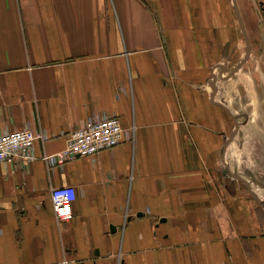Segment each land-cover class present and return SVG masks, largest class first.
<instances>
[{"label":"crops","instance_id":"crops-1","mask_svg":"<svg viewBox=\"0 0 264 264\" xmlns=\"http://www.w3.org/2000/svg\"><path fill=\"white\" fill-rule=\"evenodd\" d=\"M253 88L264 0H0V132L44 135L32 160L0 161V264H264ZM91 116L129 135L45 158ZM64 185L77 199L59 223L51 190Z\"/></svg>","mask_w":264,"mask_h":264},{"label":"built area","instance_id":"built-area-1","mask_svg":"<svg viewBox=\"0 0 264 264\" xmlns=\"http://www.w3.org/2000/svg\"><path fill=\"white\" fill-rule=\"evenodd\" d=\"M128 135V130L122 126L117 116H91L70 132L64 149L55 155H46L45 158L62 163L69 158L94 155L118 145ZM40 138H44V135L31 126L17 131L0 132V161L17 157L32 160L34 143ZM51 197L58 222L69 221L77 199L76 186L54 187Z\"/></svg>","mask_w":264,"mask_h":264},{"label":"rangeland","instance_id":"rangeland-1","mask_svg":"<svg viewBox=\"0 0 264 264\" xmlns=\"http://www.w3.org/2000/svg\"><path fill=\"white\" fill-rule=\"evenodd\" d=\"M259 78L261 79V77H259ZM246 79H247L246 73L245 72H243V73L240 72V73L236 74L235 78H233L231 80V85L244 83ZM230 90H233V88H231ZM245 92H248L249 94H252V92L250 90H248V88L245 89ZM262 95H264V91H263L262 94L259 95L258 92L256 91V89L253 88V96H254L253 100L258 101L260 99V97H262ZM233 97L234 96L232 94L231 95L229 94V102L230 103L235 101V100H233ZM245 102H248L247 99H245V101H242V104H240V105L236 104V102L232 103V105L234 107H238L237 109L240 112H248V111L256 110L255 106H254L255 105L254 103L253 104H249V103H245ZM252 126H254V125H252Z\"/></svg>","mask_w":264,"mask_h":264},{"label":"water","instance_id":"water-1","mask_svg":"<svg viewBox=\"0 0 264 264\" xmlns=\"http://www.w3.org/2000/svg\"><path fill=\"white\" fill-rule=\"evenodd\" d=\"M250 50L248 49V52H249ZM243 62H244V60L240 63V65H239V67L243 64ZM238 67V68H239ZM212 86H213V89H214V91L217 89V85H216V79L212 82ZM238 123V122H237ZM115 226H112V230L114 231L115 230Z\"/></svg>","mask_w":264,"mask_h":264}]
</instances>
